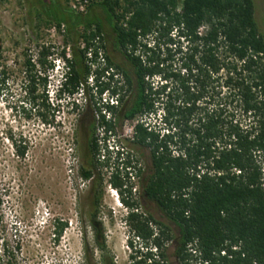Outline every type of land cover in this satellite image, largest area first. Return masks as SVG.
Masks as SVG:
<instances>
[{
	"label": "trees",
	"instance_id": "16d2710c",
	"mask_svg": "<svg viewBox=\"0 0 264 264\" xmlns=\"http://www.w3.org/2000/svg\"><path fill=\"white\" fill-rule=\"evenodd\" d=\"M98 7L127 69L105 55V68L113 66L120 84L112 83L111 75L99 82L105 68L96 65L91 70L86 52L92 51L89 61L95 62V49L104 47L95 42L102 39L100 22L70 16L71 27L82 24L81 31L74 32L82 46L64 58L52 113L60 99L71 98L75 108V95L93 75L97 94L112 83L110 92L117 95V105L95 107L104 132L113 131L115 117H139L130 138L148 160L139 195L174 229L134 211L135 203L122 196H129L131 187L113 174L110 184L128 209L123 219L138 239L137 247L128 240V264H162L167 241L177 264H190L186 245L193 241L206 264H264V33L254 20L252 0H98L83 14ZM68 19L57 18L56 27ZM49 54L42 47L35 64L25 60V69L37 66L42 71V90L34 94L35 82L29 77L19 104L25 115L37 109L45 124L46 72L53 66L46 61ZM0 82L5 85V78ZM157 107L160 126L155 129L145 117L155 116ZM103 149L107 163L110 152L105 144ZM16 153L23 156L24 147ZM98 155L96 141L88 138L83 158L97 160ZM121 155L122 150L114 152L115 171L119 166L126 179L128 168L140 172ZM80 176L86 179L90 171L80 170ZM95 196L97 200L98 193ZM64 227L65 222L55 223L54 239Z\"/></svg>",
	"mask_w": 264,
	"mask_h": 264
},
{
	"label": "rangeland",
	"instance_id": "374dc122",
	"mask_svg": "<svg viewBox=\"0 0 264 264\" xmlns=\"http://www.w3.org/2000/svg\"><path fill=\"white\" fill-rule=\"evenodd\" d=\"M67 2L0 0V80L5 78V85L0 82V264H128L132 251L128 240L132 239L137 247L138 239L122 218L124 205L110 184L113 174L125 187H131L130 195L124 192L122 196L135 203L134 211L141 216L150 215L174 229L153 203L139 195V180L146 172L148 160L146 152L133 146L127 137V130L139 117L111 120L113 138L109 143L122 150V156L130 160L135 171L140 170L126 179L119 166L115 171L112 153L104 163L106 153L101 144L106 142L108 134L97 123L95 107L100 102L93 90L87 91L89 75L83 92L74 97L75 108L71 98L60 99L58 110L52 113L59 67L64 58L72 57V48L82 46L81 40L77 42L74 37L82 24L71 27L70 16L97 19L102 39L95 42L104 46L100 47L102 56L107 55L113 64L127 69L113 46L112 33L101 8L75 16L69 12ZM252 3L254 20L258 30L264 33V0H252ZM57 18L68 20H61L62 24L56 27ZM42 47L50 52L46 61L53 64L46 72L45 85L49 108L44 111L49 124L39 119L37 109L25 115L19 108L24 98L22 86L29 77L35 82L34 94L42 90L38 80L42 71L37 66L28 70L24 65L26 59L35 64ZM159 114L157 107L155 116H146L145 121L158 129ZM86 126L98 137L97 160L91 156L83 158L89 138ZM22 147L24 153L19 156L16 149ZM80 170H89L90 177L82 178ZM59 222H65V227L54 239L53 228ZM149 226L155 224L149 222ZM172 252V243L164 242V258L160 262L177 264Z\"/></svg>",
	"mask_w": 264,
	"mask_h": 264
},
{
	"label": "built area",
	"instance_id": "2783aa9c",
	"mask_svg": "<svg viewBox=\"0 0 264 264\" xmlns=\"http://www.w3.org/2000/svg\"><path fill=\"white\" fill-rule=\"evenodd\" d=\"M98 0H68V9L74 13H85V10L87 8V6L92 3V2H96ZM62 26V25H61ZM201 30V28H200ZM95 54H96V58H95V62H91L89 61L90 58L92 57V51L90 49L87 50L86 52V58H87V63L90 65V66H95L97 65L99 68H105V59L104 57L102 56L101 54V51H100V47H97L95 49ZM64 63V61H62L61 65ZM60 68V67H59ZM112 76V83L113 82H116L117 84H120V79H118V75L114 72V70L111 68V67H108V68H105L103 70V74L101 77L98 78L99 82H107L108 79H107V76ZM92 78H93V75H90L89 76V81H90V88L91 90H93L95 93V87H94V80L92 81ZM112 83L109 85L108 88L104 89L100 94H97L98 96V100L100 102V106L101 104L106 106H111V105H117L118 102H117V95L116 94H113L110 92V89L112 88ZM81 94V93H80ZM101 113L104 114V117L106 119H110V114L108 111H106L104 108H102L101 110ZM102 129V127H100ZM128 132V136L127 137H130L131 138V134H132V127L129 128L127 130ZM108 136H106V142L104 144H108L109 147L108 149H111L112 150V154L114 156V152L115 150H118L117 147L114 146L113 142L109 143V141H112V138L113 136L110 135V132H107ZM104 144H101L102 146V149H103V145ZM103 152H104V149H103ZM123 156L121 155V160H123ZM132 164V163H131ZM133 172H132V169L130 168L129 169V173L128 175H131ZM110 191H113L112 189H110ZM114 195H115V192H114ZM134 210V209H133ZM186 249H187V252L190 254L191 258L189 260V263L190 264H206L207 261L206 260H203L199 254V252L196 250L195 248V241L193 242H190L186 245ZM220 254H224V251H220Z\"/></svg>",
	"mask_w": 264,
	"mask_h": 264
},
{
	"label": "clouds",
	"instance_id": "9594fccd",
	"mask_svg": "<svg viewBox=\"0 0 264 264\" xmlns=\"http://www.w3.org/2000/svg\"><path fill=\"white\" fill-rule=\"evenodd\" d=\"M64 70V65L62 64L61 66H60V68H59V71H60V73L62 72ZM106 145V148H107V150H108V152H112V150L111 149H108V147H109V145L108 144H105ZM116 151V150H115ZM128 170H129V168H128ZM122 204V203H121ZM122 207V210H123V217L127 214V212H128V209H127V207H125V206H121ZM122 217V218H123Z\"/></svg>",
	"mask_w": 264,
	"mask_h": 264
},
{
	"label": "flooded vegetation",
	"instance_id": "af4514ba",
	"mask_svg": "<svg viewBox=\"0 0 264 264\" xmlns=\"http://www.w3.org/2000/svg\"><path fill=\"white\" fill-rule=\"evenodd\" d=\"M89 139L92 141H97L98 137L92 132V128L88 129ZM104 139V138H103Z\"/></svg>",
	"mask_w": 264,
	"mask_h": 264
}]
</instances>
